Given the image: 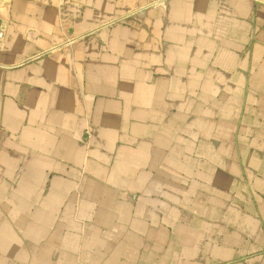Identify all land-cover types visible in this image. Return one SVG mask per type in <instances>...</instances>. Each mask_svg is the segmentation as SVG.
Masks as SVG:
<instances>
[{
    "label": "crops",
    "instance_id": "1",
    "mask_svg": "<svg viewBox=\"0 0 264 264\" xmlns=\"http://www.w3.org/2000/svg\"><path fill=\"white\" fill-rule=\"evenodd\" d=\"M0 264H264V0H0Z\"/></svg>",
    "mask_w": 264,
    "mask_h": 264
}]
</instances>
